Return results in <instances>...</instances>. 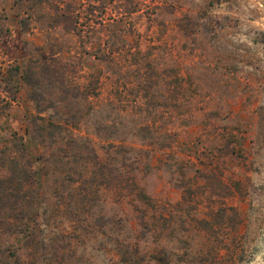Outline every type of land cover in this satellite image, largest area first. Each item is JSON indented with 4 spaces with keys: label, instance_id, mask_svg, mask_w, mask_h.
Masks as SVG:
<instances>
[{
    "label": "rangeland",
    "instance_id": "obj_1",
    "mask_svg": "<svg viewBox=\"0 0 264 264\" xmlns=\"http://www.w3.org/2000/svg\"><path fill=\"white\" fill-rule=\"evenodd\" d=\"M0 264H264V0H0Z\"/></svg>",
    "mask_w": 264,
    "mask_h": 264
}]
</instances>
